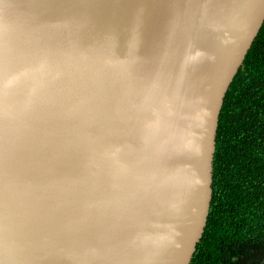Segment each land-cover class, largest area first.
<instances>
[{
  "label": "water",
  "instance_id": "95a60500",
  "mask_svg": "<svg viewBox=\"0 0 264 264\" xmlns=\"http://www.w3.org/2000/svg\"><path fill=\"white\" fill-rule=\"evenodd\" d=\"M263 21L264 0H0V264H190Z\"/></svg>",
  "mask_w": 264,
  "mask_h": 264
},
{
  "label": "trees",
  "instance_id": "16d2710c",
  "mask_svg": "<svg viewBox=\"0 0 264 264\" xmlns=\"http://www.w3.org/2000/svg\"><path fill=\"white\" fill-rule=\"evenodd\" d=\"M211 187L190 264H264V21L223 98Z\"/></svg>",
  "mask_w": 264,
  "mask_h": 264
}]
</instances>
